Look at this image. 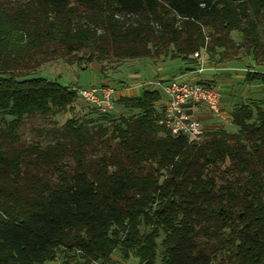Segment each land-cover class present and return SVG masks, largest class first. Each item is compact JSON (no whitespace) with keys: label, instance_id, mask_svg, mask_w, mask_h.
<instances>
[{"label":"trees","instance_id":"16d2710c","mask_svg":"<svg viewBox=\"0 0 264 264\" xmlns=\"http://www.w3.org/2000/svg\"><path fill=\"white\" fill-rule=\"evenodd\" d=\"M235 48L263 98L232 112L233 131L174 137L162 94L142 88L114 98L131 115L93 108L25 139L26 120L83 101L35 76L46 63L163 58L196 73V54ZM59 259L264 264V0H0V264Z\"/></svg>","mask_w":264,"mask_h":264},{"label":"rangeland","instance_id":"374dc122","mask_svg":"<svg viewBox=\"0 0 264 264\" xmlns=\"http://www.w3.org/2000/svg\"><path fill=\"white\" fill-rule=\"evenodd\" d=\"M218 53L215 58L206 55L204 63L207 68L213 69V72H208V75L212 77V81L216 82V87L222 95L223 117H214L202 105L197 106L193 112L194 116L201 122L205 133L219 129L233 131L234 127L231 123L232 112L243 104L257 102L263 98L261 87L243 84L247 70L245 67L256 69V64L245 56L244 50L237 48L228 50L222 62H219L223 55L221 50ZM155 61L145 59L117 63L112 60L99 63L97 61H89L86 55L80 54L77 55L72 64L62 59L46 63L37 70L35 76L46 78L71 88L89 89L107 85L118 90L119 94L117 97L133 96L135 95L134 91H139V93L141 91L129 90L130 87L159 80V77L156 76L162 74L163 71H160L161 69L179 71L183 67V63L179 60L171 61L170 59L164 60L161 58ZM111 113L116 117L120 114L131 115L130 111L116 105ZM98 114L99 112L96 113L93 107L78 100L71 111L46 119L26 120L23 129L25 139L28 142H32L37 139L38 132L41 129L61 127L70 119H97ZM53 264H61V259ZM124 264L137 263L132 260Z\"/></svg>","mask_w":264,"mask_h":264},{"label":"built area","instance_id":"2783aa9c","mask_svg":"<svg viewBox=\"0 0 264 264\" xmlns=\"http://www.w3.org/2000/svg\"><path fill=\"white\" fill-rule=\"evenodd\" d=\"M200 66L193 81L159 79L147 83H140L129 90L150 89L158 90L163 96L164 116L160 121L174 137H185L190 143L200 141L205 131L201 122L193 112L197 106H205L214 117H223L222 95L218 88L201 84L207 80L204 76L213 69L207 68L204 63L205 54H196ZM215 70V69H214ZM81 99L102 113L110 112L114 108V98L119 94L112 87L98 86L89 89H76Z\"/></svg>","mask_w":264,"mask_h":264},{"label":"crops","instance_id":"0c3cea01","mask_svg":"<svg viewBox=\"0 0 264 264\" xmlns=\"http://www.w3.org/2000/svg\"><path fill=\"white\" fill-rule=\"evenodd\" d=\"M160 71H163L162 74L157 75L156 77H159L158 79H164V80H171V79H179V80H187V81H193L197 78V75L195 73H183L182 70H168L166 68L161 69ZM210 75H206L205 79L212 80V77H208ZM218 79V78H217ZM220 79V78H219ZM135 95L139 94V91L133 92Z\"/></svg>","mask_w":264,"mask_h":264}]
</instances>
